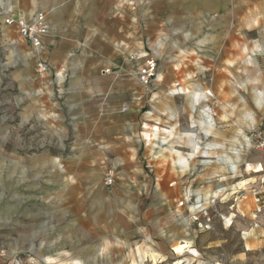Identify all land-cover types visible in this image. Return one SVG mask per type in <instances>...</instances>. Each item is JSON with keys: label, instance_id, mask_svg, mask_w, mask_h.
I'll use <instances>...</instances> for the list:
<instances>
[{"label": "rangeland", "instance_id": "obj_1", "mask_svg": "<svg viewBox=\"0 0 264 264\" xmlns=\"http://www.w3.org/2000/svg\"><path fill=\"white\" fill-rule=\"evenodd\" d=\"M154 4L137 36L101 25L43 53L0 15V264H264V208L230 209L264 173V0L177 23L181 2ZM41 59L81 70L40 77ZM95 79L109 113L88 136L69 85Z\"/></svg>", "mask_w": 264, "mask_h": 264}, {"label": "crops", "instance_id": "obj_2", "mask_svg": "<svg viewBox=\"0 0 264 264\" xmlns=\"http://www.w3.org/2000/svg\"><path fill=\"white\" fill-rule=\"evenodd\" d=\"M1 1L0 15L4 14L9 8L14 9L26 19H32L35 14L40 12L45 15L51 27V33L44 39L41 53L49 49L53 51L64 48L61 47L62 43H59V41H71L72 44H79L77 40L97 39L100 35L101 25H115V31L120 37L125 33L124 25H131V29L126 30V32L130 34L129 36L134 37V35L137 36L139 34V25L141 23H155L157 16L163 15L156 11L155 0H31L29 7H25L21 0ZM176 1L181 2L182 5L179 8L177 7L176 11H170L166 14L171 18L166 20L168 23H177L179 21L176 20V17H186L192 13V10L189 11L187 9L189 3L194 8L193 12L205 11L210 13L225 9L226 1L228 0ZM68 56H66L67 61L70 60ZM66 62L62 70L65 75L72 73L73 70H81L80 67L73 68L69 62ZM48 64L49 73L46 76L50 78L55 76L56 79L61 77L62 72L59 73L57 68L59 64L52 62L51 59ZM75 81H71L69 85V92L75 96V99L70 100L69 103L74 107V118L87 121L83 126L84 133L92 136L100 130L106 129L103 121L108 116L109 103L105 97H102L104 87L99 79L80 80L78 83ZM85 89H88L89 94H84ZM60 109L59 111L62 113V109ZM106 139H108L106 132L104 137L98 138L101 142ZM180 162L183 163L184 161L181 159ZM248 206L252 209L251 203Z\"/></svg>", "mask_w": 264, "mask_h": 264}, {"label": "built area", "instance_id": "obj_3", "mask_svg": "<svg viewBox=\"0 0 264 264\" xmlns=\"http://www.w3.org/2000/svg\"><path fill=\"white\" fill-rule=\"evenodd\" d=\"M2 23L8 27H17L19 34L25 40H27L36 52H39L43 47V41L51 33V27L46 20L43 13H37L32 19H26L22 15L18 14L14 9L9 8L2 15ZM49 72V64L41 59L37 62L36 73L38 76L43 77ZM157 74V63L154 59H150L137 71L138 80L145 86L149 85ZM259 146L264 147V142ZM115 177L112 173H108L104 177V183L110 187L114 184ZM250 193L255 199V203L258 205L256 213H261L264 208L262 199L264 196V173L259 175V183L252 186L250 190H240L233 193L231 199L230 209H235L238 202H242L247 199V195ZM205 215L207 213L205 212ZM211 219L207 218L205 228L210 227Z\"/></svg>", "mask_w": 264, "mask_h": 264}, {"label": "bare ground", "instance_id": "obj_4", "mask_svg": "<svg viewBox=\"0 0 264 264\" xmlns=\"http://www.w3.org/2000/svg\"><path fill=\"white\" fill-rule=\"evenodd\" d=\"M181 94V93H179ZM199 150V146L198 145H195V150L194 152L197 153V151ZM194 156V155H193ZM181 159L184 161V162H187V160L184 158V157H181ZM229 222V221H228Z\"/></svg>", "mask_w": 264, "mask_h": 264}]
</instances>
